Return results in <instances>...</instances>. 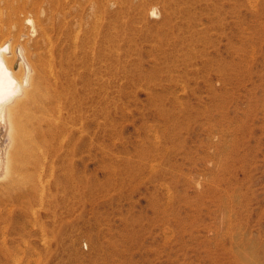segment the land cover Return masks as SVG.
I'll use <instances>...</instances> for the list:
<instances>
[{
  "label": "rangeland",
  "instance_id": "rangeland-1",
  "mask_svg": "<svg viewBox=\"0 0 264 264\" xmlns=\"http://www.w3.org/2000/svg\"><path fill=\"white\" fill-rule=\"evenodd\" d=\"M96 3L93 158L60 243L0 207V264H264V0Z\"/></svg>",
  "mask_w": 264,
  "mask_h": 264
},
{
  "label": "bare ground",
  "instance_id": "bare-ground-1",
  "mask_svg": "<svg viewBox=\"0 0 264 264\" xmlns=\"http://www.w3.org/2000/svg\"><path fill=\"white\" fill-rule=\"evenodd\" d=\"M96 5L0 0V207L36 209L42 240L62 241L67 191L96 147Z\"/></svg>",
  "mask_w": 264,
  "mask_h": 264
}]
</instances>
